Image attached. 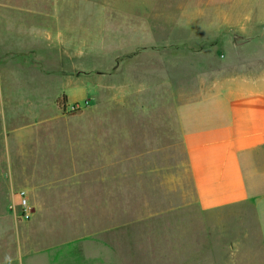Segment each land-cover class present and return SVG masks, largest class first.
<instances>
[{
  "label": "crops",
  "instance_id": "obj_1",
  "mask_svg": "<svg viewBox=\"0 0 264 264\" xmlns=\"http://www.w3.org/2000/svg\"><path fill=\"white\" fill-rule=\"evenodd\" d=\"M94 1L77 5L98 6L97 0ZM160 1L153 0V4ZM51 3L59 12L60 0H0L1 65L19 66L18 61L10 60L14 59L11 54L19 51L34 54L39 49H59L62 41L54 40L58 41L61 35L37 33L35 25L36 9ZM207 3L211 4L212 0ZM209 25L194 26L190 38L195 45L189 42L187 62L180 67L181 52L172 56L173 78L154 85L151 101L142 89L127 91L133 102L135 93H140L138 109L126 111L131 121L141 120L142 126L133 127L130 121L125 132V153L118 156L113 149L107 163L97 158L89 165L66 166L64 161L68 156L64 149L76 145L61 142L64 136L67 138L69 128L61 125L62 120L53 114L35 124L13 125L12 118L19 109L12 103L21 99L13 93L16 85L7 83L11 87L8 90L11 106L0 130V215H10L19 209L20 191L25 192L29 215L27 222L3 221L0 216V264H69L98 258L99 226L91 228L83 222L74 236L48 242L33 234L54 208L44 203L48 195L59 189L65 193L78 190L85 185L89 174L95 175L91 182L97 186L106 182L115 186L119 183L117 175L121 166L128 191L132 182H144L154 191L142 197L174 198L181 201L177 206L180 212L200 215L198 221L189 216L188 237H172L171 244L164 245L166 253L155 255L157 262L264 264V33H244L238 26L214 27L215 33H210ZM228 47L232 56L224 60L221 51ZM156 50L158 54L162 48ZM21 60L25 62L24 58ZM40 61L50 65L51 58L43 54L30 57L23 69L26 75ZM28 76L25 85L45 83L41 77ZM155 96L160 103L156 120L153 109L146 104L154 103ZM24 99L43 100L41 94ZM53 100L60 108L59 98ZM23 125L31 126L21 131L40 132L31 139L24 156L40 159L37 165H49L52 159L58 164L53 170L37 167L36 173L20 176L7 167L8 134H4V126L9 130ZM167 138L171 140L169 143L164 142ZM111 194L115 197L114 191ZM75 206L81 208L79 203ZM71 220L75 222L74 218ZM197 223L202 237L197 234ZM91 231L93 234H89ZM76 242H80L81 255L69 252Z\"/></svg>",
  "mask_w": 264,
  "mask_h": 264
},
{
  "label": "rangeland",
  "instance_id": "obj_2",
  "mask_svg": "<svg viewBox=\"0 0 264 264\" xmlns=\"http://www.w3.org/2000/svg\"><path fill=\"white\" fill-rule=\"evenodd\" d=\"M85 1L90 0H60L59 12L52 3L38 6L37 33H51L54 37L60 34L54 42L61 40L62 45L59 49H39L34 54L25 50L12 53L14 59L10 60L18 61L19 66L0 64V130L11 106L8 99L11 87L7 83H13L16 85L13 93L21 99L12 103L19 109L12 118L13 125L35 124L52 116L60 118L61 125L69 128L67 138L64 136L61 142L76 145L64 149L68 156L64 163L70 168L89 165L97 158H103L107 163L113 149L118 156H123L125 132L131 121L127 111L138 109L140 105V93H135L133 102L127 91L142 89L151 101L154 85L173 78L172 56L181 52L180 67L187 62L189 42L195 45L190 38L194 26L203 27L208 23L210 33H215L214 27L228 29L232 26L242 28L244 33H264V0H212L211 4L207 0H161L159 4H153V0H97L98 6L77 5L85 4ZM157 47L162 48L160 54L155 53ZM41 54L51 58L50 65L40 61L26 75L23 69L30 57ZM221 54L224 60L228 59L232 56L231 48H224ZM19 58H24L25 62ZM181 71L185 73L184 68ZM28 74L41 77L45 83L25 85ZM35 94H41L43 100L24 99ZM56 97L59 104L65 102L60 108L54 103ZM157 98L155 96L154 103H146L147 108L153 109L154 120L160 109ZM140 121L132 120L131 125L141 127ZM30 126H15L9 130L4 126L3 129L4 134H8L7 167L20 176L36 173L37 167L49 171L58 165L52 159L49 165H37L40 159L37 163L24 156L31 139L40 134L35 129L21 131ZM170 141L164 140L165 143ZM120 171L117 175L119 183L115 186L111 182L97 186L91 182L95 175L89 174L85 177V185L78 190L65 193L59 189L48 195L44 203L54 208L44 217L33 237L45 242L64 239L74 236L80 224L86 222L88 227H100L98 258L69 264H172L171 261L157 262L155 255L166 253L164 245L166 242L171 244L172 237L187 238V219L191 216L198 221L200 215L188 214L186 210L180 212L177 206L181 201L174 198L142 197L144 193L154 191L144 182H132L128 191L122 166ZM113 191L115 197H112ZM19 197V209L10 215L1 214L3 221H28L26 204L23 206ZM77 203L81 208H76ZM195 228L202 237L198 223ZM75 244L69 247V252L81 255L80 242Z\"/></svg>",
  "mask_w": 264,
  "mask_h": 264
},
{
  "label": "built area",
  "instance_id": "obj_3",
  "mask_svg": "<svg viewBox=\"0 0 264 264\" xmlns=\"http://www.w3.org/2000/svg\"><path fill=\"white\" fill-rule=\"evenodd\" d=\"M19 195L21 196V204H22L23 206H25V204H26V199H25V197H24L25 193H24L23 191H21V192L19 193Z\"/></svg>",
  "mask_w": 264,
  "mask_h": 264
},
{
  "label": "trees",
  "instance_id": "obj_4",
  "mask_svg": "<svg viewBox=\"0 0 264 264\" xmlns=\"http://www.w3.org/2000/svg\"><path fill=\"white\" fill-rule=\"evenodd\" d=\"M58 104H59V102H58ZM65 104V102L63 103V104H59V106H62V105H64Z\"/></svg>",
  "mask_w": 264,
  "mask_h": 264
}]
</instances>
